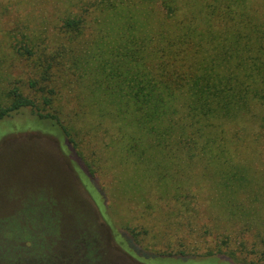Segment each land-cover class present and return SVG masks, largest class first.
<instances>
[{
  "label": "rangeland",
  "instance_id": "rangeland-1",
  "mask_svg": "<svg viewBox=\"0 0 264 264\" xmlns=\"http://www.w3.org/2000/svg\"><path fill=\"white\" fill-rule=\"evenodd\" d=\"M176 7L168 0H0V105L10 103L14 88L35 103L0 121V264L71 263L77 254L65 236L83 232L97 248L77 264H264L259 120L234 125L228 136L237 166H199L187 180L157 188L163 154L155 148L156 127L169 131L162 136L166 148L180 133V119H169L172 102L144 101L157 104V119H144L138 103L125 105L127 97L122 118L109 114L114 88L127 87L124 79L137 69L147 68L154 80L163 69L173 74L175 57L165 50L194 36L185 31L186 18L174 15ZM119 43L141 62L113 67ZM157 49L167 54L157 56ZM37 113L56 114L60 123ZM181 161L187 173L189 162ZM76 166L87 178H79ZM224 205L231 214L224 215ZM21 232L42 235L45 244L17 250L28 245L18 243Z\"/></svg>",
  "mask_w": 264,
  "mask_h": 264
},
{
  "label": "trees",
  "instance_id": "trees-1",
  "mask_svg": "<svg viewBox=\"0 0 264 264\" xmlns=\"http://www.w3.org/2000/svg\"><path fill=\"white\" fill-rule=\"evenodd\" d=\"M168 1L177 5L178 11L176 10L175 13L172 11V13L186 18L184 19L185 31L188 29L189 34L192 33L194 36L182 43L181 48L175 49L178 45H175V41H171V47L165 50L175 57L176 65L172 70L173 74L163 69L164 71L159 72L162 77L159 80L156 77L154 80L144 67L142 70L137 69L133 77L124 81L116 77L117 82L121 84L128 82V86L115 87L114 91L110 92L116 98L112 100L113 107L110 112L108 111L111 117L120 119L125 115L124 112H128L125 105L138 103L139 112L144 119H157L159 114L157 104L146 106L144 101L151 102L150 99L156 97V103H158L167 97L169 103L172 102L171 109H174L175 117L169 119H180L179 122L177 121L180 133L174 139L178 141L173 149L166 148L164 144L162 145V141L167 142L169 131L162 125V127L155 126L156 136H161L154 139L155 148L158 149V153L163 154L160 162L156 163L157 178L160 181L157 188L161 185L162 188L165 187L164 182L172 186L174 182L187 180L191 174L190 171L200 169L199 166L212 169H222L223 165L226 168L229 165L231 168L237 166L233 157L234 142L228 138L234 125L246 120L253 122L259 120L264 128V0ZM121 44L123 43H119L113 51V54L119 57L113 67L131 69L137 59H134V52L127 51L125 45ZM167 53L162 52L161 49L156 51L157 56ZM137 62H141L140 58ZM182 69H191V73L185 76ZM169 84L186 87L179 91ZM155 91L156 94H153ZM157 93L160 95L158 96ZM10 96L11 101L8 105H0V121L26 107L35 108L34 101L24 96L17 88L10 91ZM124 97H127L126 102ZM121 101H124L125 105ZM37 115L41 119L53 121L52 124L60 123L56 114L37 113ZM63 132L67 137L70 136V132L64 127ZM164 134L168 137L162 140ZM132 149L131 147L126 150L127 163L133 162ZM181 153L189 162L186 164L187 173L183 168L181 160L184 157ZM168 167L174 171L169 170ZM75 172L81 180V176L87 178L78 166L75 167ZM216 176L220 177V174ZM53 207L52 204L47 208ZM222 210L224 215H229L232 213V206L224 205ZM50 226L51 229L56 230L54 234H57L58 219L56 217L50 218ZM72 235L69 233L65 238L70 249H74L73 252L77 254V258L71 260L64 255L71 260V263H66L65 260L64 262L77 264L79 260H82L85 263L88 261L86 258L89 259V256L95 255L98 241L88 238L90 235L87 232H83L79 238ZM42 238V235L37 238L21 232L17 236L18 243L27 239L28 245L21 244L18 247L20 249L17 250L25 252L28 246H43L45 240L43 241ZM89 244H92L90 248ZM75 245H81L83 249L78 250ZM53 250L51 252H54ZM7 253L5 252V256ZM54 263L59 264L60 259L58 258L57 262L42 264Z\"/></svg>",
  "mask_w": 264,
  "mask_h": 264
}]
</instances>
